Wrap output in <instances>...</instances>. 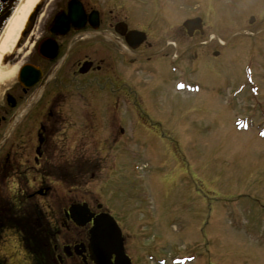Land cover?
Masks as SVG:
<instances>
[{
    "label": "rangeland",
    "instance_id": "rangeland-1",
    "mask_svg": "<svg viewBox=\"0 0 264 264\" xmlns=\"http://www.w3.org/2000/svg\"><path fill=\"white\" fill-rule=\"evenodd\" d=\"M49 1L35 0L27 16ZM114 4L131 27L148 31L153 40L174 38L180 24L198 15L204 20L203 36L182 42L200 43L197 58L190 63L189 55L182 56L173 75L168 64L166 69L143 66L136 78L129 76L132 69L121 68L125 80L141 89L137 98H144L149 117L142 121L136 113L138 122L133 114L121 124L129 140L125 149L114 151L108 120L103 124L95 116L104 108L97 112L90 103L87 125L92 136L83 140L86 148L77 153L74 139L68 146L74 153V179L79 170L87 173V183L72 195L114 213L135 264H142L144 253V264L159 258L171 264L173 257L192 260L188 264H264V0ZM21 30L2 51L0 99L32 50L27 45L18 62L5 65L18 49ZM164 74L170 88L162 84ZM175 76L199 83L200 91L172 92ZM97 157L102 163L96 164ZM133 166L140 171L133 174ZM55 190L67 191L58 182ZM0 240L7 264H22L26 254L14 233Z\"/></svg>",
    "mask_w": 264,
    "mask_h": 264
},
{
    "label": "flooded vegetation",
    "instance_id": "flooded-vegetation-1",
    "mask_svg": "<svg viewBox=\"0 0 264 264\" xmlns=\"http://www.w3.org/2000/svg\"><path fill=\"white\" fill-rule=\"evenodd\" d=\"M115 1L51 0L49 6L41 3L31 30L5 62H18V54L30 45L32 50L21 66L31 70H26L23 83L14 77L0 99V239L14 233L26 254L22 264H93L88 249L91 224L78 227L72 222L67 210L74 204H87L94 217L109 213L120 229L124 254L130 264H135L114 213L104 207L97 209L98 202L89 203L72 195L73 189L87 183V173L79 170L74 179V153L68 146L74 139L79 147L77 153L86 148L83 140L92 136L87 125L91 103L97 112L104 108L95 116L103 124L108 120L112 146L117 151L123 136L121 124L130 118L128 115L134 114L137 122L136 113L142 121L149 118L144 112V98H137L136 92L141 89L136 90L133 81L125 80L121 68L132 69L129 76L135 78L143 66L166 69L172 52L177 62L189 55L193 60L188 62L192 63L200 43L183 46L182 42H192L203 35L196 32L187 37L179 26L174 38L162 41L137 29L145 33V42L128 46L125 35L136 29L129 25L127 15L115 11ZM70 2L78 3L81 9L74 26L68 23ZM56 17L63 21L55 28ZM217 56L213 53L214 58ZM169 82L168 74H164L162 84L170 88ZM105 96L110 100H104ZM100 153L96 151L97 156ZM97 161L102 163L98 157ZM57 182L67 189L65 194L56 192ZM7 262L8 258L0 255V264Z\"/></svg>",
    "mask_w": 264,
    "mask_h": 264
},
{
    "label": "water",
    "instance_id": "water-1",
    "mask_svg": "<svg viewBox=\"0 0 264 264\" xmlns=\"http://www.w3.org/2000/svg\"><path fill=\"white\" fill-rule=\"evenodd\" d=\"M19 0H0V34L5 26L6 21L12 15V12ZM32 15L29 17L26 24V31L29 30L32 21ZM252 23V21L250 22ZM185 27L195 29L197 26L195 22H189L185 24ZM142 39V38H141ZM82 211H77L76 208H72L70 213L72 216L78 215V213L84 217ZM86 221V220H85ZM84 220L77 221L78 224L83 225ZM90 248L91 259L95 264H110V257L114 255L116 257L115 264H129L128 260L123 254L121 247L120 232L114 223L113 219L108 216H100L93 220V228L90 230Z\"/></svg>",
    "mask_w": 264,
    "mask_h": 264
},
{
    "label": "bare ground",
    "instance_id": "bare-ground-1",
    "mask_svg": "<svg viewBox=\"0 0 264 264\" xmlns=\"http://www.w3.org/2000/svg\"><path fill=\"white\" fill-rule=\"evenodd\" d=\"M35 0H19L15 6L12 15L6 21L5 26L0 34V59L4 56L3 50L6 48L7 43L11 41L13 34L18 30L20 31L24 27L25 20ZM16 71V70H15ZM13 72L16 73V72Z\"/></svg>",
    "mask_w": 264,
    "mask_h": 264
},
{
    "label": "snow or ice",
    "instance_id": "snow-or-ice-1",
    "mask_svg": "<svg viewBox=\"0 0 264 264\" xmlns=\"http://www.w3.org/2000/svg\"><path fill=\"white\" fill-rule=\"evenodd\" d=\"M262 135H264V133H262Z\"/></svg>",
    "mask_w": 264,
    "mask_h": 264
}]
</instances>
